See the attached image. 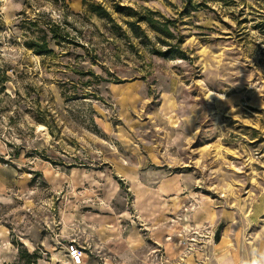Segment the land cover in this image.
Returning <instances> with one entry per match:
<instances>
[{"label": "rangeland", "instance_id": "obj_1", "mask_svg": "<svg viewBox=\"0 0 264 264\" xmlns=\"http://www.w3.org/2000/svg\"><path fill=\"white\" fill-rule=\"evenodd\" d=\"M88 2L125 34L83 0H0V264H23L24 248L37 250L36 264H72V242L81 264H155L161 253L187 264L200 246L193 218L207 207L213 219L214 208L234 212L231 234L243 231L255 241L246 257L259 255L264 0ZM118 6L170 20L173 52L163 56L168 39L130 25L136 17ZM64 18L116 71L101 101L63 97L78 81L63 66V42L49 56L25 45L52 24L63 35ZM99 65L85 68L104 72Z\"/></svg>", "mask_w": 264, "mask_h": 264}, {"label": "trees", "instance_id": "obj_2", "mask_svg": "<svg viewBox=\"0 0 264 264\" xmlns=\"http://www.w3.org/2000/svg\"><path fill=\"white\" fill-rule=\"evenodd\" d=\"M204 1L218 2L224 0ZM83 3L87 7L88 12L93 13L109 22H113L114 25L119 28V32L125 34L124 31H122V27L115 24L114 19L105 6L97 3H89L88 0H83ZM118 7L120 9L119 12L124 13V11H128L129 16L136 17L135 22H129L130 25H135L137 22H146L153 31L168 39L163 40L164 43L170 46L168 51L164 53L161 52L163 56L169 55V53L173 52V47L175 46L169 42L175 38V33L171 30L170 23L172 22L170 20L161 21L155 18V15H160L157 11L150 10L146 14L141 15L131 7ZM262 25L264 26V22ZM56 28L55 24H52L48 30L43 31V36L31 37L29 40L25 41L26 47L33 49L38 55L49 56L54 53L51 45L61 44V42H63V57L70 58V60L63 62V66L78 75V81L76 82L73 80L75 83L73 84L74 86H72L71 90L69 88L64 89L66 84L63 85V97L65 99L75 100H103V90L107 89V85L112 82H120L118 76L116 75V71L111 72L109 70H105L104 62H106L107 58L102 56V54H98L95 47L90 46V43L93 45L91 40H85V38H83L82 31L78 30L76 26L70 27V22H67L65 18L63 19V35H59L55 31ZM178 42L182 43V40L180 39ZM78 49H80V51ZM87 57H90L89 60H87ZM98 62H100L99 68L104 70V72L102 71L101 73H96V71L92 69L85 68V64L87 63L97 64ZM87 76H90L91 78L85 79ZM90 120L94 122L93 115L90 117ZM40 122L50 127L47 122H44L43 120ZM51 133H54L52 129ZM14 157H16V155ZM1 161H4V157L0 155V162ZM21 259L23 264H36L40 259V256L38 255L37 250L29 252L26 248H24V250H22Z\"/></svg>", "mask_w": 264, "mask_h": 264}, {"label": "crops", "instance_id": "obj_3", "mask_svg": "<svg viewBox=\"0 0 264 264\" xmlns=\"http://www.w3.org/2000/svg\"><path fill=\"white\" fill-rule=\"evenodd\" d=\"M114 87L116 90H119L118 85H114ZM171 179L173 181L177 180L175 179V177H172ZM179 188L180 187L177 186L176 189H179ZM186 197H190V196L189 194L184 193V195H181L180 198L185 199ZM210 209H213V207H207L206 210L205 209L200 210L201 215H200L198 224L195 223L194 218H193L192 224L195 225L196 230H198L200 246H199V249H195L192 254L186 255L187 264L189 263L197 264L198 263V259L202 258V251H201L202 248H204V250L206 251V254L209 257L210 264H264V238L261 239V242H258V245H257L258 248H260L259 255L258 254L256 255L255 254L256 252H252V255H248L246 257L245 253L248 252L250 254L249 247L255 241L249 240L246 236H244L243 231L241 233L242 235H238L236 233L233 236V234H231L229 227L233 222L232 217H235L234 212H231L228 210H223L222 212L214 208L215 218L213 219L211 217ZM192 216L194 217V214ZM227 221L229 222L228 225H226ZM206 234H209V235H206ZM149 246L148 244L147 246H145V244H140L139 247L141 248L144 247V249L147 250V248H150ZM125 247L131 248L132 247L131 242L126 241ZM167 248L168 246L165 245L166 252H167ZM178 251L182 252V250H178ZM148 258L151 259L150 257H147V256H145L144 258L141 257L140 258L141 263L144 262V264H153V262L149 261ZM108 261L110 260H107V262ZM154 263H157V262L154 261Z\"/></svg>", "mask_w": 264, "mask_h": 264}, {"label": "built area", "instance_id": "obj_4", "mask_svg": "<svg viewBox=\"0 0 264 264\" xmlns=\"http://www.w3.org/2000/svg\"><path fill=\"white\" fill-rule=\"evenodd\" d=\"M191 239L193 240L194 238H191ZM67 251H68L69 259L72 264L82 263L83 250L79 245H77L75 242H72L67 246ZM155 259L157 261V263L155 264H165L167 262V260L164 258V253L157 254ZM197 264H210L209 257L206 254V251L204 250V248H202V258L198 259Z\"/></svg>", "mask_w": 264, "mask_h": 264}, {"label": "bare ground", "instance_id": "obj_5", "mask_svg": "<svg viewBox=\"0 0 264 264\" xmlns=\"http://www.w3.org/2000/svg\"><path fill=\"white\" fill-rule=\"evenodd\" d=\"M40 127L45 130V132L49 135L48 129L45 125L41 124ZM224 242V241H223ZM223 245V244H222ZM192 259V258H191ZM194 263V262H193ZM190 264V263H189Z\"/></svg>", "mask_w": 264, "mask_h": 264}]
</instances>
